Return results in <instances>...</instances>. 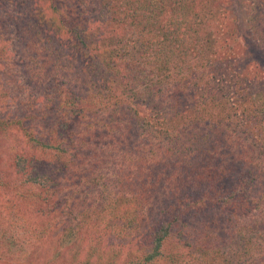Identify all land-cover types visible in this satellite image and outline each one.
<instances>
[{
    "label": "trees",
    "instance_id": "16d2710c",
    "mask_svg": "<svg viewBox=\"0 0 264 264\" xmlns=\"http://www.w3.org/2000/svg\"><path fill=\"white\" fill-rule=\"evenodd\" d=\"M44 1L49 2L48 10L41 4L35 17L40 14L39 20L48 21L53 26L55 35H59L60 40H66L64 48L60 47L61 50H57L61 57H65V48L68 49L69 46L78 56L87 59L85 70L82 71L85 66L83 64L77 71H82V76H79V79L87 83L86 88L90 97L84 99L79 95L71 97L64 86V81L57 83L55 88L49 91L46 98L47 105L43 104L46 105L45 109L38 106L36 96L30 95L23 105L27 109H34L32 114L26 113V117L17 120L18 123L14 125L16 116L13 117L9 113V161L12 162V167L19 166L25 170V176L20 175L24 189L34 187L31 190L34 191L36 187L43 188L44 191L39 196H42L41 198L46 202L53 200V205H57V191L63 192L64 187H61L60 183L51 175L36 172L39 168L33 164L34 158L30 157L25 150L28 145L24 143L25 147L20 148V144L23 147V141L18 140V136L13 133L14 127L19 126L20 133L23 134V137H27L30 146H35L40 156L42 153V156L55 155L62 162L66 161L62 169L80 161L81 164L85 163L84 153L90 147L88 138L91 137V133L96 132V135L106 138L105 142L111 150L122 152L121 166L119 167L118 160L104 159L101 163L97 162L99 165L112 163L111 165L116 169L118 180L112 183L110 182L111 177L105 181H103L105 177H101V180L99 177L97 180L104 182L101 185L103 191L108 192L109 186L113 184V187L120 186L118 190H121L122 194L120 196L113 192L107 194L109 198L107 211L108 214L111 213V216L104 213L95 217V212L86 211V208L83 207L80 210L83 217L78 224L79 227L64 224L63 227L57 226L58 228H54L55 230H51L49 233L50 227L54 225V220L50 216L47 217L42 222L44 227L39 232L38 239H46L48 234L50 236L54 231L62 230L61 233L64 236L61 235L60 240L65 244L75 242L70 245L79 246L89 243L87 250L83 251L85 254L77 252L65 264H160L159 262H163V260L165 262L163 264H179L185 250H190L191 247L189 254L196 258L200 264L203 259L205 260L204 264H207L211 259L210 253L213 252L215 253L214 257H217L214 260L223 264H234V259L238 258L237 256H239L240 264H246L242 262V258L246 255L254 258L256 253L253 254L252 250L260 245V239L254 235L262 233L263 220L248 219L242 225L236 226L234 236L237 237L219 241L215 240V236L212 234H206L207 229H214L210 227L212 224L199 227L200 231L204 233L203 236L193 235L191 232V236L181 234L182 239H178L176 236V229L184 212L195 210V208L201 212L203 206L199 202L214 191L211 186L215 185L218 188L222 185L223 181L218 171L226 160H228V164H224L223 168L228 169L229 176L232 175L230 177L233 181L231 187H236L233 192L236 193L237 200L243 205L248 203L249 212L261 210L264 214V191L256 192V195L259 194L255 195L256 197L249 195L250 187H255L257 184L259 187L260 184L264 186V168L256 167L258 173L255 175L256 170L249 169V175L245 182L237 179L242 171L241 166L249 164L246 157L250 156L251 159V156L255 155L254 151H261L260 148L264 147V93L254 92L252 87L248 88L249 84H244L245 79H248V73H246L247 70L243 71V63L248 54L244 53V51L247 52V45L253 43L255 47L258 44L256 41H250V38L243 41V44L231 42L227 53L214 56V59L210 60L213 66L225 67L221 68L220 75L222 77L219 81L224 76L229 78L216 84L212 90L201 93V110H197L194 103H188L182 99L179 83H175L173 89L168 88L166 85L168 78L165 74L169 69V63L175 61L176 58H178L177 64H180L178 71H182L184 62L181 58L185 57V52L189 48L196 49L199 45L201 50L202 41L212 39L209 35L213 33L209 26L211 27L214 18L208 17L211 13H221L223 8L226 9L232 16L226 13L225 17L231 20L230 25L235 27L236 20L234 19L237 18L235 4H238L240 0ZM21 3L26 6L23 2ZM256 7L264 14V7L259 5ZM49 9L51 10L49 11ZM191 10H193L195 19L189 17L192 14ZM32 17L30 15V18ZM218 18L217 22L219 23ZM4 19L0 18V36L6 26ZM25 19L20 14L9 17L12 22L14 20L24 22ZM108 20L110 22L107 24ZM260 20V17L257 18V22ZM112 21L123 23L125 32L133 31L131 36H135L141 42L143 53L149 52V56H151L145 62L146 65H149L146 68L148 81L145 82L144 89L137 93L140 95V102L128 101L129 97L125 101L122 100L125 89L118 71L122 67L116 66L117 62L112 65L111 57H121V61L125 62L126 66L128 60L124 58V55L127 52H132L129 50V40H120L123 42L121 46H124L120 49L110 45L114 43L111 38L104 39L107 32L112 31L110 28ZM18 31H20L18 34L25 33L23 37L28 36L26 47L21 49L19 55L9 56V59L5 56V60L14 63L22 70L28 69L26 73L29 84L25 87L30 88L29 93L33 94L32 89L35 88L33 76L36 73V67L30 69V64L35 66L38 48V43L35 40L36 33L26 23ZM228 31L229 29H227V33H229ZM223 32L225 34L226 30L224 29ZM131 36L130 38H132ZM238 37L241 36L238 35ZM259 45L263 48L264 43L261 42ZM115 47L119 50H113ZM204 47L209 46L204 44ZM254 47L253 49L257 48L258 52L263 50L257 46ZM133 52L135 53L134 50ZM28 54L29 58L26 57ZM64 61L68 66L76 67V64H72L67 59ZM134 62L140 74L144 67L141 66L140 60L136 63L135 59ZM1 64L2 62H0ZM246 89L248 90L244 93ZM165 94L171 97L166 106L163 105L162 100L158 101V97ZM116 95L120 98L115 99ZM90 98H93L92 101H89ZM15 99L14 95L12 97L9 95V109L16 105ZM108 100L115 102L117 107L115 111L110 112L109 116L106 113L97 114L90 107L91 103H93L92 106L97 105L96 103L108 106ZM55 114L57 117L50 120L51 126H48L49 128L43 133V121L49 115ZM32 120H38V122L29 124V121ZM74 124H77L75 130L72 128ZM0 125L3 126V121H0ZM240 126L244 127L242 132L238 130ZM84 127L89 134H82ZM133 128L143 135L147 134L143 141L147 146H144L141 151L139 146H133L132 144L135 143L129 139L130 131ZM155 134H159L162 141L167 143L151 142L150 140ZM189 135L195 139L192 143L187 142ZM6 139H8L7 136ZM246 139L251 142L249 144L244 142ZM163 146L162 153L154 152ZM228 147L233 149L231 153L227 150ZM132 150H134L133 152L140 151L137 155L139 162L137 161L136 165L141 170L144 164L150 166L164 164L169 161V154L173 156V159H183L184 157V163H195L192 169L186 168L183 171L186 176L183 181L180 178L182 170L174 169L175 166L172 167L173 172L171 171L172 174L170 172L168 176H174L177 180L173 187L169 184L170 189L167 190L165 180L157 179L158 175L162 174L161 170L157 172L155 168L151 170L155 179L148 177L137 179L131 175V165L130 163L125 164V161L128 160L126 153ZM178 153L183 157L177 156ZM110 155L112 156V152ZM131 157L129 156V158ZM240 159L245 164L240 165ZM36 161H40V157H35ZM131 161H133L132 158ZM237 162L238 164H236ZM207 170H209L207 175L214 184H211L208 178L206 180L200 178L195 181L198 177H203ZM190 173H192V180L188 178ZM131 178H135L137 182L132 181ZM3 183L5 186L13 184L9 178H6ZM195 184L200 187H196ZM97 186L99 187V183ZM199 189L203 190L198 191L203 195L197 201L192 196H187L191 195L190 192ZM230 191L232 193V190ZM21 194H24V191ZM224 197L221 195L220 199H224ZM217 199L219 200L218 196ZM60 210L59 207L54 209L56 213ZM83 227L86 229L82 230ZM258 230H261L260 233L257 232ZM92 232L97 233L90 234ZM107 233L112 238H109ZM96 237L107 238L111 243L105 246L104 242H100L96 247L94 244ZM115 238L117 241L121 239L127 243L133 242V246L129 252L127 251L129 253L127 259L123 263L117 260L116 255L119 254L110 253ZM55 248L53 247L54 251ZM227 248L230 249L227 250ZM23 251L25 250H21V252ZM196 255L198 257L203 255L204 258L200 259ZM250 264H252V260Z\"/></svg>",
    "mask_w": 264,
    "mask_h": 264
},
{
    "label": "rangeland",
    "instance_id": "374dc122",
    "mask_svg": "<svg viewBox=\"0 0 264 264\" xmlns=\"http://www.w3.org/2000/svg\"><path fill=\"white\" fill-rule=\"evenodd\" d=\"M21 2L26 4V6H23ZM41 4H43L44 7H46V10H48V6H50L49 2H45L44 0L0 1V18L3 17L6 21L4 31L0 36V62H2L0 65V121H3V126L0 125V264H65L69 259L74 257L75 253H84V250H87L89 243L83 245L80 244L79 246L70 245L75 242L65 244L64 241L60 240L61 235H63V233H61L62 230H58L57 232L54 231V233H52L50 236L48 234L46 239L40 240L38 239V234L44 227V225H42L43 220L47 217L49 218V216L52 218V220H54V225L50 227L49 233H51V230H55L54 228L61 227L62 225L64 226V224H70L72 226L79 227L78 224L81 222L83 217L80 210L83 207L86 208V211L90 210L91 212H95V217L104 213L108 214L107 204L109 202V198L107 197V194H110L111 192L118 194L119 196L122 194V191L118 190L120 189L119 185H115L113 187V184H111V186H109L110 188L108 192L106 190L103 191V188H101V185L104 184V182L99 181V179L101 180V177H105L103 181L109 180L111 177V183L118 179L117 174L115 173L116 169L111 165L112 163H102L99 165L97 162L101 163L104 159L118 160L119 167L121 166L120 160L122 159V152L111 150L105 142L106 138L96 135V132L91 133V137L88 138L90 147H88L84 153L85 163L81 164L80 161L75 165H68L67 168L62 169L63 165L66 164V161L62 162L61 159L55 155L42 156V153L40 156V153L35 148V146H30L27 142V137H23V134L20 133L19 126L14 127L13 133L18 136V140L23 141V147L20 144V148H24L26 143L28 145V148L25 150H27V154L30 157L34 158L33 164L37 165L39 168L36 170V172L40 174L43 173L44 175H51L60 183L61 187H64L63 192L57 191V205H53V200L46 202L41 198L42 196H39L40 193H43V188L36 187L34 191H31L34 187H28L27 189H24L25 187L22 183L23 180L20 179V175L22 174L24 177L25 170L19 166H17V168L12 167V162L9 161V113L13 117L16 116L14 117V119L16 118L14 125L18 123L17 120L20 118L23 119L26 117V113L29 115L32 114L34 109H27L25 105H23L30 95L33 97L36 96V101L39 103L38 106H41L42 109H45L47 105L46 98L49 91L55 88L57 83L59 84L64 81V86L71 97H75L76 95L81 96L83 99L85 97H90L86 88L87 83L82 79H79V76H82L81 72L85 70L87 59L82 56H78L74 51L71 50L69 46L68 49L65 48V57H61V55H59L57 50L60 51V47L64 48L66 40H60V38H58L59 35H55V30L48 21L44 19L40 21V14L35 17L36 11L40 8ZM258 5L262 6L263 8L264 0H240L238 4H235V13L237 17L234 19L236 20L235 27L230 25L231 20L226 19V13L229 16H232V14H230L226 9L223 8L221 13H211L208 17L214 18L211 27L209 26L213 33L212 35H209L212 37V39H210V41L204 39V41L201 43V50L199 45L196 47V49L189 48L188 51L185 52V57L181 58L184 62L182 71H178V67L180 65L177 64L178 58L174 59L176 62L172 61V63H169V69L165 73L167 74L168 78L166 84L168 88L173 89L175 87V83H179L182 99L185 102L187 101L188 103H194L197 107V110H201V93H206L207 91L212 90L216 84H219L220 82L226 80V78H229L228 76H224L223 79L219 81V79L222 77L220 75V73H222L221 68L225 67L219 65L213 66L210 60L214 59V56L227 53L231 42L243 44V41L245 42L250 38V41H256L258 45H255L254 47V44L251 43L249 46L247 45V52L244 51V53H248L243 63V71L247 70L246 73H248V79H245L244 84H249L250 86L248 88L252 87L254 92L257 91L258 93H264V45L263 48L259 45L261 42L264 43V14L261 13L260 10H257L258 8L256 6ZM50 10L51 9H49V11ZM191 13L193 14V10H191ZM19 14L26 18L24 22H19L18 20H14L12 22L9 20V17ZM92 14L94 13L92 12ZM30 15L33 17L30 18ZM191 15L189 17L195 19L194 14L192 16ZM259 17L261 20L257 22V18ZM217 18L219 23L217 22ZM167 20L169 22V19ZM167 20L165 21V24L167 23ZM109 22L110 20L106 21L107 24ZM25 23L35 30V40L38 43L37 53L35 56V66L30 64V69L36 67V73H34L35 75L33 76L34 81L32 80L34 82L35 88H31L33 90V94L29 93L30 88L25 87V85L29 84L26 73V71L28 72V69L22 70L20 67L15 66L14 63H10L9 61L5 60V56H7L9 59V56L19 55V53L22 51L21 49L24 48V46L26 47V39L28 36L23 37V34L25 33L18 34L20 32L18 30H20L21 26L23 27ZM111 24L112 25L110 28L112 31H108L104 39L111 38V41H114V43L110 45H114L120 49L121 47H124L121 46L123 42L120 40H129V50L132 52H127L124 55V58L128 60L126 66L125 62L121 61V57H111L112 65L117 62L118 64L116 63V66L122 67L119 68V70L117 68L121 74L120 80L123 82V88L125 89V95L122 97V100L125 101L129 97L130 99L128 101L140 102V95L137 93L139 90L144 89L145 82L148 81L146 76V68L149 65H146L145 62L151 58V56H149V52L143 53L144 51L142 50L143 46L141 45V42L138 41L135 36H131L133 31L125 32V28L122 25L123 23H118L117 21H112ZM224 29L226 30L225 34H223ZM227 29H229V33H227ZM238 35L241 37H238ZM243 35L245 36L243 37ZM130 36L132 38H130ZM203 42L204 44H208L209 47H204ZM256 46L263 50L258 52ZM116 47L113 50H119V48ZM253 47L256 48V50L253 49ZM141 53H143V55H141ZM26 57L29 58V54ZM64 59L72 62V64H76V67H73L74 65L68 66ZM135 59L136 63L140 60L141 66L143 65L144 67H141L144 70L140 72V74L138 73L139 70L137 69L134 62ZM83 64H85L84 69L82 71H77L80 67H82ZM247 90L248 89H246L244 93L247 92ZM166 94L168 93L166 92ZM166 94L164 96L158 97V101L162 100L164 106H166L167 102L171 99V97H168ZM9 95L11 97L14 95L16 97L15 102H17L16 105L12 106L11 109H9ZM118 98L120 97L116 95L115 99ZM92 99L93 98H90L89 101H92ZM107 102L109 104L108 106L102 105V103H96L97 105L92 106L93 103H91L90 107L92 110H94V112H97V114L106 113V115L109 116L110 112L115 111L117 107L115 102L111 100H108ZM9 110L12 112H9ZM56 117V114L49 115V117L43 121V133L46 132L47 128H49L48 126H51L50 120ZM35 122H38V120H32L31 122L29 121V124H35ZM72 128L75 130L77 128V124L72 125ZM123 130L126 129L123 128ZM238 130L242 132L244 127L240 126ZM82 134H89L85 127L82 131ZM191 135L187 136L189 138L187 142H193L194 138H192L193 136ZM6 136L8 139H6ZM145 136H147V134L143 135L137 131V129L133 128V130L130 131L129 139L135 143L131 144L133 146H139L141 151L143 150L144 146H147L143 142ZM150 141L156 144L167 143L162 141V138L159 134H155ZM244 142L249 144L251 140L246 139ZM163 148L164 146L156 151L154 150V152L162 153ZM227 150L229 153L233 151V149H229V147ZM260 150L261 151H254L255 155L251 156V159L250 156L246 157L249 164L246 166H241L242 171L237 176L239 181L245 182L247 175H249V169L256 170L254 172L255 175L258 173V168L256 167L261 169L264 168V147L260 148ZM133 151L134 150L128 151L126 153L128 160L125 161V164L130 163L131 165V175L137 179H143L147 177L150 179H155L151 170L153 168L156 169V172L161 170L162 174L158 175L157 179L165 180L164 183L167 186V190L170 189L169 184L173 187L177 180L174 176H168L173 169L172 167L175 166L174 169L182 170V173H180V178L181 181H183L186 178L183 171L186 168L192 169L195 163H184L185 158L179 153L177 156H182L183 159H173V156L169 154V161L165 162L164 164L159 163L153 166L144 164L142 171L140 167L136 165L138 161L137 155L140 151ZM111 152L112 156L110 155ZM37 156L40 157V161L35 162V157ZM129 156H132L131 158L133 161H131ZM226 162L221 165V169L218 171V174L221 176L223 181L222 185L218 188H216L215 185L211 186L214 191L211 192L210 195L208 194L207 198L199 202L203 206L201 212L195 208V210H190L183 213L184 216L179 221V225L176 229V236L178 239H182L181 234L184 236L189 234L191 236V232L193 235L203 236L204 233L200 231L199 227L205 224H209V226L212 224L210 227H213L215 231H213L214 229H207L206 234H212L215 236V240L217 239V241H219L227 238L233 239V237H237L234 236V233H236V226L242 225L244 221L248 219L264 221V214H262L261 210L249 212V207H247L248 203L243 205V203L239 202L235 197L236 193L233 192V189L236 187H231L233 181L230 177H232V175L229 176L228 169L223 168L224 164H228V160H226ZM236 164H238V162ZM243 164H245V162L240 159V165ZM208 171L209 170L204 173L203 177H198L195 179V181L200 178L203 180L208 178L211 184H214V182H212L207 175L209 173ZM6 178H9L13 184L5 186L3 182L6 181ZM97 178L99 179L97 180ZM135 178H131V180L137 182L135 181ZM188 178H191V180L193 179L192 173L188 175ZM60 179L62 180L61 182ZM20 180L21 183L19 184ZM97 183H99V187L97 186ZM195 186L200 187L198 184H195ZM263 187L264 186L261 184L260 187L258 184L255 187H250L249 195L254 197L256 192H263ZM230 190H232V193ZM23 191L24 194H21ZM198 191L203 190H195L190 192L191 195L188 194L187 196H192L195 201H197L198 198H201L203 195L202 192ZM258 193L257 195H259ZM221 195L225 196L224 199H220ZM217 196L219 200L217 199ZM55 207H59L61 210L56 213L54 211V209H56ZM107 216H111V213H109ZM85 229V227L82 228V230ZM261 230H263L262 233H260ZM261 230L257 231L260 234L254 235L255 237L257 235V238L260 239V245L257 248L254 247L252 250L253 254L256 253V255L254 258L249 257V255L244 256L242 258L243 263L250 264L252 260V264H264V227ZM96 233L97 232H92L90 234ZM107 235L109 238H112L109 233H107ZM207 238L209 237L207 236ZM58 240H60L59 243ZM114 240L113 247L110 248V253L119 254L116 255L117 260L123 263L127 259L129 254L128 252L133 246V242L127 243L121 239L117 241L116 238ZM202 241L204 240L202 239ZM100 242H104L106 244L105 246L111 243L107 238H97L96 241L94 240L96 247H98ZM53 247H56L55 251ZM191 249L192 247L190 250ZM229 249L230 248H227V250ZM21 250L25 251L21 252ZM190 250H185L186 252L184 253L182 261L178 262L179 264H200L196 258L189 254ZM214 254V252L210 253L209 257L211 259L207 264H223L222 262H217L214 260L217 258L214 257ZM196 256L198 257V255ZM237 257L238 258L234 259V264H240L239 256ZM198 258L203 259L204 257L203 255H199ZM204 261V259L201 260L202 264H204ZM159 263L163 264L165 262L163 260V262Z\"/></svg>",
    "mask_w": 264,
    "mask_h": 264
}]
</instances>
